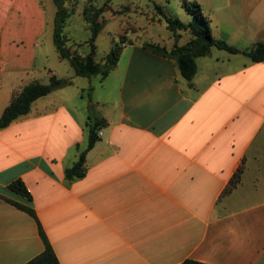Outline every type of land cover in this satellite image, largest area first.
<instances>
[{
    "label": "crops",
    "instance_id": "obj_1",
    "mask_svg": "<svg viewBox=\"0 0 264 264\" xmlns=\"http://www.w3.org/2000/svg\"><path fill=\"white\" fill-rule=\"evenodd\" d=\"M196 1L213 37L241 51L264 41V0ZM49 10V0H0V116L25 85L71 78L0 128V264L43 251L38 223L60 264H264V61L211 47L186 80L143 41L171 48L190 33L140 18L142 41L124 45L107 76H77L56 50ZM87 40L74 45L82 54ZM88 105L105 125L85 175L69 180ZM16 179L30 200L9 189Z\"/></svg>",
    "mask_w": 264,
    "mask_h": 264
},
{
    "label": "trees",
    "instance_id": "obj_2",
    "mask_svg": "<svg viewBox=\"0 0 264 264\" xmlns=\"http://www.w3.org/2000/svg\"><path fill=\"white\" fill-rule=\"evenodd\" d=\"M105 2H109V0ZM53 3L56 8L53 27V41L59 56L69 61L75 75L77 76H107V74L116 66L123 46L128 43H133L134 41L127 38V35L121 36L120 41L112 45L101 60H97L95 57V42L103 27L102 12L105 7L104 5L98 7L93 3V0H88L87 4L83 8V19L87 23L90 31V36L86 41L90 50L88 53L82 54L76 47H74V45L79 44L71 42L70 38H68L64 32L65 24L73 14L77 1L53 0ZM153 5L156 11V20L158 22H164L166 28L173 33L178 30L188 31L191 35V39L183 45L175 43L171 48H167L157 43L148 42L146 40L143 41V45L156 54L173 59L177 64L181 76L186 80H191L197 71L196 58L209 54L211 47H216L229 53L242 52L253 62L264 61V41L256 42L250 49L241 51L235 46L227 43L225 40L213 37L209 26V20L196 0H192L189 4H185L187 12L191 15V19L188 22H183L177 17L166 14L163 6L156 2H153ZM124 8L126 9V7H123V9ZM70 83L71 78L51 75L47 83L36 81L25 85L3 110L0 116V128L8 126L19 116L26 114L30 110L32 102L37 98L48 94L56 88ZM88 113L87 146L79 153L77 160L70 167L65 168L64 175L65 178L69 180L81 178L85 175L86 154L94 146L96 140L98 139V130L105 125V120L96 115L92 105H88ZM242 170V165L235 170L227 186L223 190V194L230 192L237 185L240 181ZM8 187L15 193L26 197L28 200L31 199V194L21 179L12 181ZM10 202L19 209L26 211L31 216L36 218L35 211L31 206L20 204L15 201ZM38 228L44 242V249L39 255L32 258L25 264H60L39 223ZM182 264L201 263L186 259Z\"/></svg>",
    "mask_w": 264,
    "mask_h": 264
},
{
    "label": "rangeland",
    "instance_id": "obj_3",
    "mask_svg": "<svg viewBox=\"0 0 264 264\" xmlns=\"http://www.w3.org/2000/svg\"><path fill=\"white\" fill-rule=\"evenodd\" d=\"M77 1L76 9L67 21L64 32L74 42L81 43L78 48L86 49L84 41L89 37V30L86 27L80 11L88 0H75ZM93 0L96 6L104 5V11L102 12L103 28L101 29L98 37V45L96 58L100 60L104 50L116 42H119L121 36L127 35L133 41H142L143 32L137 25V20L142 18V22L145 20H156L155 8L153 2H156L163 6L164 12L173 17H177L183 22H188L191 19V15L187 12L185 4H189L192 0ZM106 3V4H105ZM55 5L52 0H49V11L52 12ZM123 7H126V9ZM120 11V12H118ZM118 12V13H116ZM157 21V20H156ZM126 40V39H124ZM63 72V71H61ZM76 86H81L80 80L84 78H78Z\"/></svg>",
    "mask_w": 264,
    "mask_h": 264
}]
</instances>
